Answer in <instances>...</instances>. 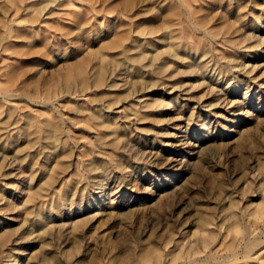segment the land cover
I'll list each match as a JSON object with an SVG mask.
<instances>
[{"label": "rangeland", "instance_id": "rangeland-1", "mask_svg": "<svg viewBox=\"0 0 264 264\" xmlns=\"http://www.w3.org/2000/svg\"><path fill=\"white\" fill-rule=\"evenodd\" d=\"M0 264H264V0H0Z\"/></svg>", "mask_w": 264, "mask_h": 264}, {"label": "bare ground", "instance_id": "bare-ground-1", "mask_svg": "<svg viewBox=\"0 0 264 264\" xmlns=\"http://www.w3.org/2000/svg\"><path fill=\"white\" fill-rule=\"evenodd\" d=\"M53 3V2H52Z\"/></svg>", "mask_w": 264, "mask_h": 264}]
</instances>
